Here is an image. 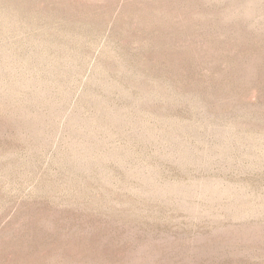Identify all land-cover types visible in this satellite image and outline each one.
I'll list each match as a JSON object with an SVG mask.
<instances>
[{
    "label": "rangeland",
    "instance_id": "rangeland-1",
    "mask_svg": "<svg viewBox=\"0 0 264 264\" xmlns=\"http://www.w3.org/2000/svg\"><path fill=\"white\" fill-rule=\"evenodd\" d=\"M0 264H264V0H0Z\"/></svg>",
    "mask_w": 264,
    "mask_h": 264
}]
</instances>
